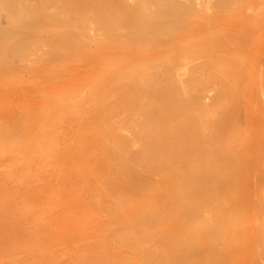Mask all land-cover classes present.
<instances>
[{
  "label": "bare ground",
  "instance_id": "6f19581e",
  "mask_svg": "<svg viewBox=\"0 0 264 264\" xmlns=\"http://www.w3.org/2000/svg\"><path fill=\"white\" fill-rule=\"evenodd\" d=\"M8 1L75 94L0 113V264H264V0Z\"/></svg>",
  "mask_w": 264,
  "mask_h": 264
},
{
  "label": "rangeland",
  "instance_id": "374dc122",
  "mask_svg": "<svg viewBox=\"0 0 264 264\" xmlns=\"http://www.w3.org/2000/svg\"><path fill=\"white\" fill-rule=\"evenodd\" d=\"M11 6L8 0H1V4H0V113H7L9 111L8 110L9 107L15 106L18 104H47V103L55 104V103H60L59 100H62L63 102H65L67 101L66 100L67 97L70 95V97H68V102H67L69 103V101L74 99V97L72 96H74L73 94H75V92H73L74 91L73 89L75 88V85H74L75 76H73L75 75V69H74L75 63L73 62L75 60H74V56H72V54L74 55L73 53L74 52L73 51L74 41H73V44L71 43L72 41H70L71 38L73 39V32H74L73 25H72L73 23L71 21L69 22L68 20H66L68 19L65 16L66 14L64 15L66 19H61L63 21L65 20V22H60V21L57 22V20L60 19V17H63V15L60 12L62 16L59 14V18L56 20V22L59 25L55 24L54 23L55 20H53V24L55 25L47 26L49 29V33L48 32L45 33L46 25L43 26L45 29L44 28H42L43 30L40 29L42 31H39V30L37 31L39 27L36 30L32 31L30 38L35 39V40H33V43L29 41L30 46L31 44L33 45L31 47L29 46V49H30L29 51H26L28 49L25 50L27 52L26 53L24 52L25 47L23 46L24 48L21 49L20 47L21 44L20 46L18 44L19 39L21 42L25 38V36H23L24 31L22 30L21 31L22 33L16 34L14 29L11 26V21H10V12L11 14H13L12 11L16 12L18 10L17 16L15 15L16 13L11 15V16L15 15V17H18L19 9H16L13 6L14 10H11L10 9ZM61 7H63L62 4H61ZM61 7L59 6V8ZM58 11L57 13H59ZM11 20H14V17ZM40 23H37V24H40ZM257 38H259L258 39L259 41L255 40L258 42L254 43L256 47L254 44L252 45V47L253 46L255 47V48L254 47L252 48L253 50L257 48L255 50V54H254V51L252 50V53H253L252 54V69L255 71H258L259 67L264 68V63H263L264 62V32L258 33V36L255 37V39ZM44 40L46 42H43ZM68 41L71 44H69ZM14 43L15 45L17 43V45L19 46L18 49L16 48ZM36 43H38L39 46H36ZM66 43L67 45L69 44V46H67ZM45 44H47L48 48L46 47ZM34 45H35V48H33ZM13 50L16 51L17 53H13L14 52ZM46 50H49V51H46ZM30 51L32 53V57L30 55L31 54ZM49 53H51V55L53 53L54 58ZM14 54H16L17 56ZM40 54L44 56L45 58L47 56L53 60L50 61L49 58L48 59L46 58L45 60V58H42ZM25 55H28V57L30 55V58H25L27 57ZM36 55L39 56L40 58L37 57ZM41 58L42 60L44 59V63L43 61L42 63L40 62ZM31 59H33V61H31ZM46 61L47 63L45 64ZM197 62L199 63L200 60L198 59L194 61V63L198 64ZM256 88L257 86L254 89ZM254 91L255 90H252L253 93L257 92V91L255 92ZM66 92L68 95L67 94L65 95ZM263 94L264 93H260L261 96H259L262 99V100L260 99V103L262 105H264V95ZM55 95L57 96V98L55 97ZM58 96H61V97H58ZM53 98L54 100H52ZM62 101L61 103H63ZM206 101H209V100L206 99ZM262 109L264 111L263 106H262Z\"/></svg>",
  "mask_w": 264,
  "mask_h": 264
}]
</instances>
